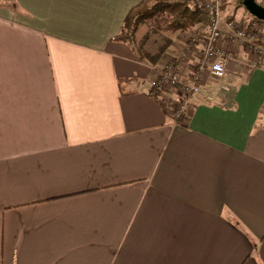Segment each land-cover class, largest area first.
Here are the masks:
<instances>
[{
    "label": "crops",
    "instance_id": "obj_1",
    "mask_svg": "<svg viewBox=\"0 0 264 264\" xmlns=\"http://www.w3.org/2000/svg\"><path fill=\"white\" fill-rule=\"evenodd\" d=\"M143 1L0 0V264H264V61L226 26L232 91L177 121L176 44L117 40Z\"/></svg>",
    "mask_w": 264,
    "mask_h": 264
},
{
    "label": "rangeland",
    "instance_id": "obj_2",
    "mask_svg": "<svg viewBox=\"0 0 264 264\" xmlns=\"http://www.w3.org/2000/svg\"><path fill=\"white\" fill-rule=\"evenodd\" d=\"M260 2H264V0H259ZM221 9H222V40L225 43H232L231 36H228V34L225 31L226 26H232L234 30V34L238 37L240 33H246L250 32L251 28H248V25H256L257 32L255 33V39L251 38H243L241 40L240 46H241L246 54H248L249 61H252L254 63H257V65L261 64L264 61V57H262L261 53L259 51H264V27L260 24L256 23L252 17L247 13V11L244 9V7L239 6L237 0H221ZM166 19V18H165ZM163 18H157L151 22H148L146 25L142 26L139 34L137 35V40L141 43L142 40L144 41V49L149 52L156 51V48L158 45L163 43V39L169 37L172 39L173 44L175 43V47L169 51V55L172 56V58H169L165 65L175 64L178 66V55L176 52L180 51L183 55L181 56L182 59H188V61H194L193 68L195 69L196 63H200V58L203 55V48H204V36L206 35V31L204 30H192L187 33H178V34H172L165 32L163 30V23L165 21ZM227 28V27H226ZM249 29V30H248ZM176 35V36H175ZM179 35L181 37L179 38ZM235 40L240 41L238 38H234ZM251 41V43H250ZM141 47L142 45L139 44ZM224 47V48H223ZM222 48L224 50L227 49V46H223ZM142 48V47H141ZM171 48V47H170ZM169 48V49H170ZM180 48V49H178ZM223 51V50H222ZM225 52V51H224ZM227 52H225L226 54ZM229 54V53H227ZM251 62V67L253 68V64ZM166 70V69H165ZM164 70V71H165ZM203 79L204 82L207 84H211L212 86L214 83V80L212 79L210 73L208 71L203 73ZM189 84L187 85H191ZM180 89L179 92H181L184 95H188L186 91L182 89V87H177ZM219 91H216L214 93H217ZM183 99V98H182ZM185 101V100H184ZM181 102V101H180ZM179 104V105H178ZM180 104L177 103L176 108L174 109V113L177 109L180 108Z\"/></svg>",
    "mask_w": 264,
    "mask_h": 264
},
{
    "label": "built area",
    "instance_id": "obj_3",
    "mask_svg": "<svg viewBox=\"0 0 264 264\" xmlns=\"http://www.w3.org/2000/svg\"><path fill=\"white\" fill-rule=\"evenodd\" d=\"M201 9L207 14L209 19V25L204 36V48L203 55L200 58V63H196V67L193 73L191 85L189 83L181 82L178 76L179 67L175 64L168 65L165 71L162 73L160 80L155 84V91L162 93L166 84L168 83L171 88L182 87L187 92V100L180 104V108L175 111V118L177 121H181L184 112L189 104V99L194 95H200L207 101H213L215 99L216 91L230 93L232 91V84L227 79V62L229 54H225L219 47L220 41L222 40V9L221 0H198ZM250 32L240 33L238 38L241 42L243 38L255 39L256 25H248ZM248 29V30H249ZM262 57H264V51H259ZM254 67L257 63L253 64ZM208 71L214 80L213 85H206L203 79V73ZM179 105V104H178Z\"/></svg>",
    "mask_w": 264,
    "mask_h": 264
},
{
    "label": "trees",
    "instance_id": "obj_4",
    "mask_svg": "<svg viewBox=\"0 0 264 264\" xmlns=\"http://www.w3.org/2000/svg\"><path fill=\"white\" fill-rule=\"evenodd\" d=\"M7 1L12 2L13 0ZM237 2L239 6L244 7V0H237ZM256 2L264 7V2L259 0ZM157 18H166L163 23V30L172 34L187 33L192 30L206 31L209 25L208 16L201 9L198 0H144L131 11L117 40L130 44L142 61L153 66L158 65L161 58L172 46V39L164 38L163 43L151 53L144 49L145 40L140 43L137 40V35L142 26ZM252 19L264 27V21H259L254 17ZM139 44L142 45V48Z\"/></svg>",
    "mask_w": 264,
    "mask_h": 264
},
{
    "label": "water",
    "instance_id": "obj_5",
    "mask_svg": "<svg viewBox=\"0 0 264 264\" xmlns=\"http://www.w3.org/2000/svg\"><path fill=\"white\" fill-rule=\"evenodd\" d=\"M243 6L252 17L264 21V7L260 6L256 0H244Z\"/></svg>",
    "mask_w": 264,
    "mask_h": 264
}]
</instances>
